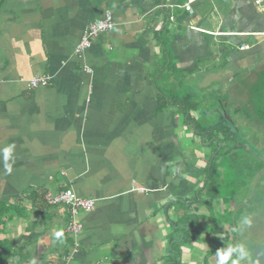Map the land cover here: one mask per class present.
Segmentation results:
<instances>
[{
    "label": "crops",
    "instance_id": "obj_1",
    "mask_svg": "<svg viewBox=\"0 0 264 264\" xmlns=\"http://www.w3.org/2000/svg\"><path fill=\"white\" fill-rule=\"evenodd\" d=\"M186 2L0 0V148L15 145L12 172L0 163V264H215L230 244L233 221L205 225L213 151L188 125L210 102L187 93L264 65V0ZM107 11L114 27L77 58ZM37 75L50 81L31 87ZM67 188L95 199L75 247L64 208L43 203Z\"/></svg>",
    "mask_w": 264,
    "mask_h": 264
},
{
    "label": "rangeland",
    "instance_id": "obj_2",
    "mask_svg": "<svg viewBox=\"0 0 264 264\" xmlns=\"http://www.w3.org/2000/svg\"><path fill=\"white\" fill-rule=\"evenodd\" d=\"M260 1L261 0H258V2ZM262 55L264 56L263 53ZM262 66H264L263 63L258 62L253 67L252 71L247 72L248 62L246 64L242 63L241 72L239 74L238 72H235L236 76L234 81L229 86L221 89L220 86L215 87L212 85L207 92L201 94L195 93L194 96L196 97L190 92L187 93L188 96H192L193 100H199L200 97H204V99H207L210 102L206 108L199 107V110L202 113V118L194 120V124L192 122L188 124L194 135L199 133L202 136V139L206 141L204 144L205 149L214 151L220 145L222 148H234V145L239 138L238 141L241 143L239 147L241 146V148L234 149L235 156L246 152L245 154H247V158L252 159L255 162H258L257 160L259 159L264 164V104L261 100L262 97H264V85H253L259 78L258 74L263 70ZM261 67L262 69H260ZM255 89L258 90L254 92ZM177 94L182 95L183 92H177ZM226 96L228 97L226 98ZM219 100L222 102L223 107L218 104H213L214 102H219ZM213 107L217 108L218 113L214 112ZM217 115L223 117V120L217 118ZM237 115H241V117L237 118ZM226 118L228 121H226ZM226 138L231 139L229 144L224 141ZM217 155L219 159L222 160L221 151H216L215 158ZM225 164L227 163H224V169H216L218 175L215 173L213 177L216 180H219V183L215 188L220 189L221 195L224 198H228L229 195L232 194V196H234L236 193L233 191L235 187L234 183L233 187L232 184L230 185L232 179H235V174H233L235 170L232 171L230 169L231 165L227 166ZM239 167L240 166L236 168ZM261 177H264V174L260 176V178ZM210 185L213 184L210 182ZM210 185L208 184V186ZM227 185L230 186L226 188ZM253 191L256 192L254 194L251 193L250 201L252 203V208L247 206V211L250 210L248 213H250L249 216L252 221L251 226H245L243 229L241 225L236 227L235 232L237 238H232L231 242L234 240V244L244 243L252 254L254 264H264V179L259 181V186ZM208 196L207 199L209 200V203L207 204V209L211 216L210 219L208 218L205 220V225H207L209 230L211 222L216 221V223H227L230 218L225 214L223 216H217L214 214V211L212 210L214 207H212V205L215 202V199L210 195ZM197 207L198 206H196V208ZM229 234L230 232L224 236L227 237ZM222 241H225V239ZM172 257H175V255L172 254Z\"/></svg>",
    "mask_w": 264,
    "mask_h": 264
},
{
    "label": "trees",
    "instance_id": "obj_3",
    "mask_svg": "<svg viewBox=\"0 0 264 264\" xmlns=\"http://www.w3.org/2000/svg\"><path fill=\"white\" fill-rule=\"evenodd\" d=\"M257 74H258V72H257ZM258 77H257L258 79L256 80L255 84H253V85L254 86L259 85V84L261 86L264 85V67H263V70L260 72V74H258ZM257 90L258 89H255L254 92H256ZM261 100H262V103L264 104V97H262ZM226 117H227V115H226ZM240 117H241V115L238 118H240ZM222 120H223V117H222ZM226 121H228L227 118H226ZM242 124H243V122H242ZM245 125H247V124H245ZM230 140L231 139H227V138L224 139V141L227 144L230 143ZM238 140H239V138L237 139V143L234 145L235 146L234 148H232V147L222 148V146L220 145L218 148H216V150H214V151L212 150L213 155L211 156L210 162H209L211 165V168H212V169H210L209 179H210V182L212 184H214V187H211L209 194L214 199H216L218 197L220 199H225L229 203L230 198L233 197L232 194L231 195L228 194L229 195L228 198L227 197L224 198L221 195L220 189L215 188V186L218 185V183H219V180H216L213 177L215 175V173H217V172H215V171H217L216 169L219 168L220 165H222L221 167L224 169V167H223L224 163H227L225 165H227V166L231 165L230 169L232 171L235 170V172L233 173V174H235V179L234 180L232 179V182L230 183V185L232 184V187H233V183L235 185L234 189L233 188L232 189L234 192H236L235 194L237 195L238 202L236 204L235 209L225 210V215H228V217L230 218V221H233V223H234V224L232 223L233 224L232 231L234 233L232 235L233 239L237 238L235 229H236V227L241 225L242 217H244L246 215L247 216L250 215V213H248V211H250V210L247 211V206L252 208V203L250 201L251 200V193L254 194L256 192L253 190H255L257 188V186H259V181L264 179V177L260 178V176H262L264 174V172H262V171H264L263 170L264 164L262 161H260L258 159L257 160L258 162H255L252 159L247 158L246 157L247 154H245L246 152H244L238 156L237 155L235 156V154H234L235 150L234 149L235 148H241V146L239 147V145H241V143ZM209 141H211V140H209ZM217 150L221 151L222 160L219 159L218 155L215 158V153ZM238 166H240V167L236 168ZM259 178H260V180H259ZM213 179H214V181H213ZM230 185H227L226 188H228ZM263 196H264V192H263ZM43 203L45 204V206L46 205L49 206L45 199H43ZM243 227H245V226H243ZM233 241L230 242V244L231 243L234 244Z\"/></svg>",
    "mask_w": 264,
    "mask_h": 264
},
{
    "label": "built area",
    "instance_id": "obj_4",
    "mask_svg": "<svg viewBox=\"0 0 264 264\" xmlns=\"http://www.w3.org/2000/svg\"><path fill=\"white\" fill-rule=\"evenodd\" d=\"M193 0H187L184 4V9L192 13L190 4ZM113 17L110 12H106L104 16L97 19L85 26L82 32V36L75 46L74 54L77 58H81L82 55L91 47L94 38L98 36L100 32L109 31L114 27ZM247 45H241L240 49L243 50L247 48ZM86 72L90 69L86 65L83 67ZM50 81V77L37 75L33 77L28 84L31 87H36L38 85H45ZM47 204L49 206L63 207L66 212V223L65 232L72 238L73 247L77 245V238L81 232L82 224L78 221V215L80 213L90 212L94 205L95 199L83 198L76 195V193L70 189H64L56 194L46 193L44 196Z\"/></svg>",
    "mask_w": 264,
    "mask_h": 264
},
{
    "label": "clouds",
    "instance_id": "obj_5",
    "mask_svg": "<svg viewBox=\"0 0 264 264\" xmlns=\"http://www.w3.org/2000/svg\"><path fill=\"white\" fill-rule=\"evenodd\" d=\"M14 148H15L14 144H9L3 148H0V163L3 164L4 170L9 174L12 172V168L15 163ZM176 171H179V169L177 168ZM251 223L252 221L249 216L246 215L242 217L241 219L242 229L243 226H251ZM63 236H64L63 230L62 229L58 230L54 235V240L58 242H63L62 241ZM29 264H36L35 259L31 260ZM193 264H195V262H193ZM215 264H254V261L250 250L246 247L244 243H235L217 249L215 253Z\"/></svg>",
    "mask_w": 264,
    "mask_h": 264
}]
</instances>
